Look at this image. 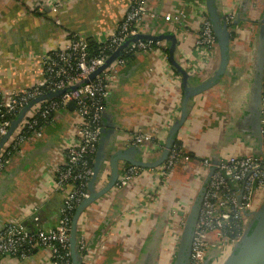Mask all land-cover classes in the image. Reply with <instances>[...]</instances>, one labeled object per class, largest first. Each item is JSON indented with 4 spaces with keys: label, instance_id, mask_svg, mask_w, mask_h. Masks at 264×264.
Instances as JSON below:
<instances>
[{
    "label": "crops",
    "instance_id": "1",
    "mask_svg": "<svg viewBox=\"0 0 264 264\" xmlns=\"http://www.w3.org/2000/svg\"><path fill=\"white\" fill-rule=\"evenodd\" d=\"M221 2L223 16L229 11L249 16L254 7L259 17L264 13V0ZM127 4L128 0H0V92L20 91L34 85L40 78L41 58L62 47L69 35L77 34L96 44L105 39L122 19ZM53 5L57 6L55 14L50 11ZM148 6L156 15L148 34L175 36L176 59L186 67L184 57L193 53L194 34L204 14L203 0H148ZM179 11L186 18L177 27L172 17ZM258 28L255 24H241L240 30L247 35L241 42L230 37L225 75L191 100L187 119L177 133L191 161L184 168L175 167L158 212L148 218H175L171 216L174 208L190 205L198 187L194 178L197 160L226 158L235 151L244 155L252 152L255 123L246 117L245 109ZM184 31L192 33L185 40ZM168 44L162 42L166 56ZM216 65V57L211 58L199 72L200 81L210 77ZM163 68L162 60L155 55L138 53L119 70L104 102L101 135L107 139L108 148L123 144L137 130L154 135L163 143L168 132L166 118L179 105L181 92L180 85L176 86ZM52 120L42 128L40 138H32L22 146L0 175V228L17 222L30 231L47 230L56 223L63 192L55 189L54 171L62 164L64 149L73 139L74 117L70 110H65L57 112ZM147 155L157 156L156 152ZM147 180V175H142L120 191L110 206L99 202L83 213L89 247L94 249L102 239L105 246L96 255L95 264H151L149 256L153 251L144 254L143 247L148 235L140 241L148 229L135 233L129 216L131 205L137 201L134 196L141 194ZM47 261L48 253L39 248L22 260L0 258V264Z\"/></svg>",
    "mask_w": 264,
    "mask_h": 264
},
{
    "label": "built area",
    "instance_id": "2",
    "mask_svg": "<svg viewBox=\"0 0 264 264\" xmlns=\"http://www.w3.org/2000/svg\"><path fill=\"white\" fill-rule=\"evenodd\" d=\"M250 9L252 18H248L246 25H256L258 10ZM52 14L57 12V6L50 8ZM257 12V13H256ZM257 14V17L255 15ZM155 13L149 8L148 0H128L127 9L114 31L99 41L98 53L94 56L88 53L87 41L77 35L67 37L65 44L45 54L40 61L41 74L37 82L20 91L0 92V141L7 134L15 116L35 99L46 94L62 91L54 98L45 99L29 107L17 127L0 148V175L7 169L13 158L22 146L30 139L42 136L44 126L38 125L36 116L40 117L45 125L53 121V116L59 111L68 110L73 104L71 114L74 117V135L72 141L64 149V159L54 171V185L56 190L63 192V198L58 210L56 223L53 228L35 231L27 230L17 222H10L0 228V258L24 259L35 248L48 253L45 264H71L69 256V231L74 210L78 204L89 196L88 184L93 173V161L97 145L102 132V117L104 102L111 90L119 70L127 62L124 56H134L138 53L155 55L162 60L163 71L170 77L176 86L180 85V77L169 65L162 41L135 40L146 34L150 22L155 19ZM186 14L179 11L172 17L177 27L181 26ZM224 22L229 34L235 35L242 41L239 25H233L235 20L232 11L224 15ZM59 24V20L54 21ZM192 33L184 31L185 40ZM120 56L105 69L90 76L101 68L109 57L123 44ZM193 53L185 55L186 70L190 75L198 74L213 57L216 50V40L208 18L202 16L200 26L194 34ZM170 73V75L168 74ZM175 75H173V73ZM179 100L181 92H178ZM180 102L166 118V127L178 119ZM259 154L244 155L238 151L226 158L199 159L194 166V178L198 187L193 194L192 201L203 184L209 169L212 171L204 185V192L198 212L196 224L190 244L189 264H205L210 251L226 254L240 240L247 223L246 214L252 213L260 205L264 197V59L262 65L261 96L259 110ZM49 120H48V119ZM164 162L157 168L142 169L136 166L123 165L120 169L116 189L126 187L135 182L142 175H147V183L141 194L137 193L135 204L131 205L129 216L132 218L134 232L148 231L140 241H144L150 234L156 218H148L158 212L163 200L167 182L176 166L186 167L191 157L177 137ZM124 147H135L146 154H160L163 143L157 141L154 135L137 130L128 135L123 143ZM147 150V152H146ZM108 170H103V178H107ZM191 201V203H192ZM191 203L186 208L191 206ZM144 206L142 214L140 208ZM186 208H174L167 218L162 232V241L156 254L155 263L173 264L175 261L176 234L183 225ZM183 216H179V214ZM144 218H143V217ZM168 230L170 238H165ZM102 237V236H101ZM100 239V238H99ZM138 247L141 244L138 243ZM78 252L82 264H95L96 255L104 250L103 239L93 248L89 247L84 227H80L77 236ZM157 259V260H156ZM221 259L212 264H219Z\"/></svg>",
    "mask_w": 264,
    "mask_h": 264
},
{
    "label": "water",
    "instance_id": "3",
    "mask_svg": "<svg viewBox=\"0 0 264 264\" xmlns=\"http://www.w3.org/2000/svg\"><path fill=\"white\" fill-rule=\"evenodd\" d=\"M221 0H203V10L206 13L209 22L211 23L212 32L216 40V51L212 58L216 57L217 65L212 71L210 77L201 79L200 73L196 75H190L186 70L184 64H181L177 59V46L175 36L172 34H164L162 36H153L149 33V29L152 27L153 19L150 23V28L148 32L144 35H140L134 39H130L129 42L135 40H152V41H162L168 44V54L167 60L170 67L176 75L180 77V88H181V99H180V114L178 119L170 126L166 138L163 141V148L159 155L149 158L148 155L142 152L140 149L135 147H124L120 142L118 146H111L108 148L105 137L101 135L95 158L93 161V173L88 184L89 196L82 200L73 212L70 222L69 231V256L71 264H82V258L78 252L77 247V236L80 227H84V219L82 218L83 213L86 210H90L93 204L102 202L106 206L112 204L113 198L118 195V193L124 190L126 187L121 189H116V182L120 173V169L123 165L136 166L142 169H152L159 167L167 157L168 150L177 138V133L184 125L187 116L189 114L191 100L205 92L206 90L217 84L220 79L225 75L227 71V66L229 62V49H230V37L228 27L224 22V16L221 14L220 6ZM235 17L233 25L241 24L246 25L248 21V14L240 16V14H233ZM258 28V36L255 40V55H254V65H253V76L251 81V86L249 90V97L247 102V108L245 112L247 113V118L253 121L255 128V140L252 145V155L259 154V110H260V96H261V81H262V65L264 59V13L262 16H258L255 20ZM242 29L240 34H242ZM126 46V43L120 46L105 62V64L99 68L95 73L90 76L92 79L96 74L105 69L109 64H111L115 59H117L122 49ZM62 93H49L38 99L33 100L25 107L17 117L12 121L7 134L0 141V148L7 141L9 136L12 134L14 129L17 127L18 123L21 121L26 110L33 104L49 99L54 96H58ZM73 109V104L68 105V110ZM221 159V158H218ZM213 163H216L217 158L211 159ZM108 170L107 178H103L102 171ZM212 171L209 169L208 175L206 176L203 184L196 193L191 206L185 209L186 216L180 230L176 234V247L177 251L175 254V261L173 264H189V252L190 244L193 235V230L196 224L198 212L200 209V204L204 192V185L208 181V177ZM129 186V185H128ZM127 186V187H128ZM117 192V193H115ZM88 210V212H89ZM183 216V214H179ZM247 223L242 233L240 240L231 248L226 254L218 253L213 250L210 251L206 258L205 264H212L215 260L220 259L219 255L222 254L223 257L219 264H264V197L252 213L246 214ZM167 218H157V222L154 224L152 231L147 236L145 244H143L144 254L152 249L153 254L150 255L151 264L155 263V257L160 245V237L164 230ZM150 238V239H149ZM149 239V240H148ZM149 256V257H150Z\"/></svg>",
    "mask_w": 264,
    "mask_h": 264
},
{
    "label": "trees",
    "instance_id": "4",
    "mask_svg": "<svg viewBox=\"0 0 264 264\" xmlns=\"http://www.w3.org/2000/svg\"><path fill=\"white\" fill-rule=\"evenodd\" d=\"M251 11H252V8H251ZM257 11V10H256ZM258 12V11H257ZM256 12V13H257ZM202 16H206L207 17V15H206V13H204ZM255 17H257V14L255 15ZM248 18H252V15H251V13L249 14V16H248ZM231 38L232 39H235V41H237V42H240V41H238L236 38H235V35H232L231 36ZM87 44H88V53L90 54V55H92V56H94V55H96L97 53H98V44H96V43H93V42H88L87 41ZM166 52V51H165ZM132 56H124V59H126L127 61L128 60H130V58H131ZM55 97V96H54ZM54 97H51L50 98V100L52 99H54V100H56L57 98H54ZM17 116H15V118H16ZM14 118V119H15ZM35 119L36 120H38V125L39 126H45V124L43 123V121L40 119V117H38V116H36L35 117ZM48 119V118H47ZM49 120V119H48ZM177 139V138H176ZM175 141H177V140H175ZM188 154V153H187ZM188 156L189 157H191L189 154H188ZM192 158V157H191ZM150 239V238H149ZM148 239V240H149ZM149 261V259L147 258V262Z\"/></svg>",
    "mask_w": 264,
    "mask_h": 264
},
{
    "label": "rangeland",
    "instance_id": "5",
    "mask_svg": "<svg viewBox=\"0 0 264 264\" xmlns=\"http://www.w3.org/2000/svg\"><path fill=\"white\" fill-rule=\"evenodd\" d=\"M254 8H255V7H254ZM246 35H247V34L244 33V32L241 34V36H242V41H243V39L246 38ZM238 41H240V39H239ZM240 42H241V41H240ZM165 238H166V239H167V238H170L169 233H168V230H167L166 233H165ZM222 257H223V255L220 254V255H219V258L221 259Z\"/></svg>",
    "mask_w": 264,
    "mask_h": 264
},
{
    "label": "flooded vegetation",
    "instance_id": "6",
    "mask_svg": "<svg viewBox=\"0 0 264 264\" xmlns=\"http://www.w3.org/2000/svg\"><path fill=\"white\" fill-rule=\"evenodd\" d=\"M161 236H162V234H161ZM162 241V237H160V242ZM160 246V245H159ZM161 252V249H159V247H158V253H160ZM157 254V253H156ZM151 257V256H150ZM156 258V257H155ZM150 259V258H149ZM157 260V259H156ZM149 264V263H148ZM156 264H158V262L156 263Z\"/></svg>",
    "mask_w": 264,
    "mask_h": 264
}]
</instances>
